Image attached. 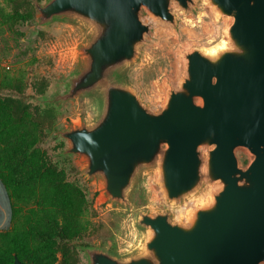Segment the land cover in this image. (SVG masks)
<instances>
[{
	"label": "water",
	"instance_id": "1",
	"mask_svg": "<svg viewBox=\"0 0 264 264\" xmlns=\"http://www.w3.org/2000/svg\"><path fill=\"white\" fill-rule=\"evenodd\" d=\"M195 0H46L36 7L40 24L74 19L86 30L77 67L61 93L42 98L63 102L97 91L94 121L70 123L58 134L66 153L83 161L81 172L97 177L104 194L126 204L137 174L154 168L168 200L205 185L217 189L185 215L137 214L147 231L139 250L120 257L86 245L87 264H259L264 261V0H208L232 18L226 40L209 52H185L184 75L157 112L119 79L137 56L149 24L145 10L175 23L174 9ZM252 158L238 165L235 148ZM12 206L0 178V230L10 227ZM14 264L22 262L14 256Z\"/></svg>",
	"mask_w": 264,
	"mask_h": 264
},
{
	"label": "rangeland",
	"instance_id": "2",
	"mask_svg": "<svg viewBox=\"0 0 264 264\" xmlns=\"http://www.w3.org/2000/svg\"><path fill=\"white\" fill-rule=\"evenodd\" d=\"M0 7L13 16L11 21L0 15V72L23 75L20 88L0 86V99L12 102L17 109L30 110L40 121L43 138L39 146L52 167L61 172L65 188L72 195L73 203L65 209V216L73 221L80 207L89 221L81 235L58 240L55 264H87L83 250L86 245L120 257L132 255L147 236L146 229L136 222L138 212L167 211L171 220L184 221L190 210L211 196L216 185H205L187 197L168 200L160 188L157 171L147 168L135 177L126 204L108 199L99 178H87L81 172L82 159L63 152L68 141L58 134L70 123L95 120L99 113L98 92L63 102L41 101L64 90L66 77L78 65V47L85 40V28L74 19L56 18L40 24L32 0H0ZM174 14L172 24L142 10L141 19L149 24V30L137 56L119 72V79L154 112L163 107L169 89L182 79L185 52L216 49L225 42L226 28L232 22L231 17L217 14L208 0H195L188 10L176 7ZM234 152L241 167L252 158L245 147L238 146Z\"/></svg>",
	"mask_w": 264,
	"mask_h": 264
},
{
	"label": "trees",
	"instance_id": "3",
	"mask_svg": "<svg viewBox=\"0 0 264 264\" xmlns=\"http://www.w3.org/2000/svg\"><path fill=\"white\" fill-rule=\"evenodd\" d=\"M0 15L13 21L1 7ZM22 79L0 72L1 87L20 88ZM42 138L43 128L30 110L0 99V178L12 206L11 225L0 230V264H14V256L30 264H55L58 240H71L88 228L80 207L73 221L66 218L72 195L40 148Z\"/></svg>",
	"mask_w": 264,
	"mask_h": 264
}]
</instances>
